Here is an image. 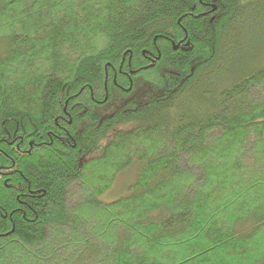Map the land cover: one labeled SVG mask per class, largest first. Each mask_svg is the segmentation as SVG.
I'll return each instance as SVG.
<instances>
[{
	"label": "trees",
	"instance_id": "16d2710c",
	"mask_svg": "<svg viewBox=\"0 0 264 264\" xmlns=\"http://www.w3.org/2000/svg\"><path fill=\"white\" fill-rule=\"evenodd\" d=\"M263 33L264 0H0V264H264Z\"/></svg>",
	"mask_w": 264,
	"mask_h": 264
},
{
	"label": "rangeland",
	"instance_id": "374dc122",
	"mask_svg": "<svg viewBox=\"0 0 264 264\" xmlns=\"http://www.w3.org/2000/svg\"><path fill=\"white\" fill-rule=\"evenodd\" d=\"M243 38H241V40L243 41V44L247 47V28L245 29V34L241 35ZM257 37H255L254 39H256ZM260 41L261 44H263L264 46V33L261 34V36L258 37V39ZM247 52L246 49H244L243 53L245 54ZM122 184H123V180L119 181L117 183V185L114 187V189L112 190V192H110L108 194V198H116L117 196H119L120 194H122Z\"/></svg>",
	"mask_w": 264,
	"mask_h": 264
}]
</instances>
